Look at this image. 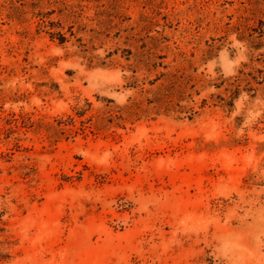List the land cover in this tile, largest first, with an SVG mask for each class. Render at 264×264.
I'll list each match as a JSON object with an SVG mask.
<instances>
[{
	"label": "rangeland",
	"instance_id": "374dc122",
	"mask_svg": "<svg viewBox=\"0 0 264 264\" xmlns=\"http://www.w3.org/2000/svg\"><path fill=\"white\" fill-rule=\"evenodd\" d=\"M0 264H264V0H0Z\"/></svg>",
	"mask_w": 264,
	"mask_h": 264
}]
</instances>
